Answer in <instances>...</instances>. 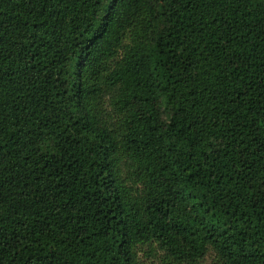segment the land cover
Returning <instances> with one entry per match:
<instances>
[{
  "label": "trees",
  "instance_id": "trees-1",
  "mask_svg": "<svg viewBox=\"0 0 264 264\" xmlns=\"http://www.w3.org/2000/svg\"><path fill=\"white\" fill-rule=\"evenodd\" d=\"M209 257L264 264V0H0V264Z\"/></svg>",
  "mask_w": 264,
  "mask_h": 264
},
{
  "label": "rangeland",
  "instance_id": "rangeland-1",
  "mask_svg": "<svg viewBox=\"0 0 264 264\" xmlns=\"http://www.w3.org/2000/svg\"><path fill=\"white\" fill-rule=\"evenodd\" d=\"M208 260L205 262V264H209V262H212L213 258L212 257H209L207 258ZM208 262V263H207Z\"/></svg>",
  "mask_w": 264,
  "mask_h": 264
}]
</instances>
